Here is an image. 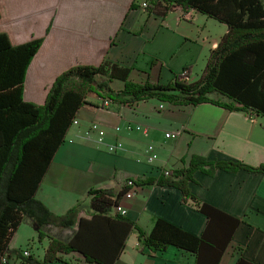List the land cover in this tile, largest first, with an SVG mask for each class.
<instances>
[{
  "label": "crops",
  "instance_id": "1",
  "mask_svg": "<svg viewBox=\"0 0 264 264\" xmlns=\"http://www.w3.org/2000/svg\"><path fill=\"white\" fill-rule=\"evenodd\" d=\"M142 1L0 0V32L11 44L43 38L26 69L23 100L40 105L64 70L103 60L129 68L128 80L135 83L148 80L166 85L182 74L187 82L197 80L227 26L193 9L183 13L175 8L164 17L147 13ZM108 85L119 91L123 82L113 80ZM104 99L91 94L88 100L97 107L77 110L36 189V198L53 214L62 215L78 203L77 217L90 218L89 190L118 191L128 178L157 177L162 171L186 166L192 155L251 166L264 163V116H248L210 102L177 105L147 99L124 105L109 100L105 107L101 106ZM165 132L177 135L166 138ZM114 143L117 147L109 151ZM147 144L155 147L153 161L147 160ZM188 186L200 200L241 220L218 264H235L238 257L263 264L264 174L195 171ZM121 205L126 217L146 232L156 217L194 235H200L207 223L204 214L182 203L181 192L168 185L138 186L129 198L121 199ZM23 225L29 228L24 243L37 237V226L25 219L11 239L9 258L1 264H23L13 251L20 250L16 239ZM46 230L62 238L72 233L51 226ZM38 242L45 246L47 239ZM26 247L30 255H37ZM61 257L62 262L50 264H93L76 253ZM114 264H195V255L174 246L157 252L141 248L137 232L132 231Z\"/></svg>",
  "mask_w": 264,
  "mask_h": 264
},
{
  "label": "trees",
  "instance_id": "2",
  "mask_svg": "<svg viewBox=\"0 0 264 264\" xmlns=\"http://www.w3.org/2000/svg\"><path fill=\"white\" fill-rule=\"evenodd\" d=\"M175 8L183 12L196 10L227 26L197 80L187 82L177 75L166 85L148 80L135 83L128 80L129 68L103 60L98 65L78 64L64 70L40 105L24 101L22 90L27 66L43 38L13 45L0 32V264L3 257L9 258L11 239L25 219L37 226L38 239L46 238L47 245L41 258L23 257L19 250H13L23 264L62 262L61 255L68 253H76L86 263L114 264L132 231L137 232L141 248L157 252L174 246L193 253L195 264H218L241 220L194 196L188 186L193 173L212 175L220 169L264 174V163L251 166L192 155L186 166L162 171L157 177L135 179L137 186L168 185L178 189L181 202L207 218L200 235L157 217L146 232L126 215L112 213L129 190L124 185L118 191L89 190L90 218L77 217L78 203L62 215L53 214L35 196L77 110L97 107L88 100L91 94L124 105L147 99L177 105L210 102L248 116H264V0H146L147 13L161 17ZM49 29L50 25L46 33ZM98 77L104 80L98 81ZM113 80L123 82L121 90L109 87ZM49 226L72 229V233L64 238L52 236L46 230ZM235 264L254 263L238 257Z\"/></svg>",
  "mask_w": 264,
  "mask_h": 264
},
{
  "label": "built area",
  "instance_id": "3",
  "mask_svg": "<svg viewBox=\"0 0 264 264\" xmlns=\"http://www.w3.org/2000/svg\"><path fill=\"white\" fill-rule=\"evenodd\" d=\"M143 5H146V4L143 3ZM183 73H185V72H183ZM182 76H184V75L182 74ZM183 79L186 80L185 77H183ZM109 103H110L109 100L106 98V99L103 100L102 106L107 107L109 105ZM160 107H162V105H160ZM115 129H118V127H116ZM136 129L137 130H141L142 133H146L147 132L145 128H142L140 126H136ZM176 135L177 134L171 133V132H165L164 133V136L166 138H174ZM117 145L118 144L114 143V144L108 146V150L109 151H114L115 148L117 147ZM144 151L147 154V160L148 161H153V160H155L157 158V153L155 152L154 145L147 144ZM164 173H167V170H165ZM123 185L124 186H128L129 190L125 194H123L122 198H129L131 196V194L133 193V191L138 187L136 185V183H135V179L134 178H128L127 180H125ZM121 199L117 203V205L114 206L112 213H118L120 215H126L127 214V210L121 205ZM20 255L23 256V257H26V256H29L30 253H29V251L27 249H22V250H20ZM1 261H2V263L6 262L7 259L5 257H3L1 259Z\"/></svg>",
  "mask_w": 264,
  "mask_h": 264
},
{
  "label": "rangeland",
  "instance_id": "4",
  "mask_svg": "<svg viewBox=\"0 0 264 264\" xmlns=\"http://www.w3.org/2000/svg\"><path fill=\"white\" fill-rule=\"evenodd\" d=\"M143 3H145L146 4V0H143L142 2H141V8L143 9V10H145L146 11V9H145V6L146 5H143ZM182 10V9H181ZM183 11V10H182ZM186 12V11H185ZM184 13V12H183ZM54 229V228H53ZM29 231V228L27 227V225H23L22 227H21V229H20V231H19V233H18V237H17V244H18V247H19V249L21 250V249H24V247L25 248H27L26 246H28V247H30L29 246V243L31 244V251H32V253L34 254H37V255H41V254H43V251H44V248L46 247V245H47V243H46V245L44 246V242H38V237H36V235L34 236V240L32 241H30V242H26V243H24L23 241H24V239L26 238V233ZM44 239V238H43ZM45 240H46V238H45ZM33 249V250H32ZM19 250V251H20ZM34 254V255H35ZM37 255H35V257H37ZM19 257V256H18ZM21 259V258H20Z\"/></svg>",
  "mask_w": 264,
  "mask_h": 264
}]
</instances>
